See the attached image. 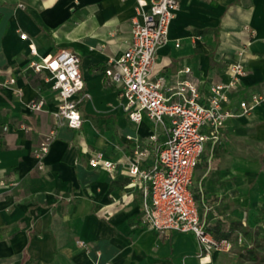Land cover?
Masks as SVG:
<instances>
[{"label": "crops", "instance_id": "obj_1", "mask_svg": "<svg viewBox=\"0 0 264 264\" xmlns=\"http://www.w3.org/2000/svg\"><path fill=\"white\" fill-rule=\"evenodd\" d=\"M137 13L136 0H0V264H264V105L249 115L240 107L264 95V0H179L151 76L165 78L172 102L189 84L207 105L211 88L230 81L232 63L246 68L225 106L234 117L218 142L205 143L191 185L209 233L236 225L244 232L233 234L231 253L204 257L194 235L143 221L149 184L129 174L137 145L149 150L141 167L151 166L170 126L146 115L133 122L120 87L105 75L129 49ZM61 50L81 60L85 90L76 99L88 97L79 130L55 117L49 73L33 67ZM9 79L15 84L1 86ZM34 101L45 102L42 111L29 108ZM51 133L41 171L35 151ZM98 154L114 169L91 166Z\"/></svg>", "mask_w": 264, "mask_h": 264}, {"label": "built area", "instance_id": "obj_2", "mask_svg": "<svg viewBox=\"0 0 264 264\" xmlns=\"http://www.w3.org/2000/svg\"><path fill=\"white\" fill-rule=\"evenodd\" d=\"M125 1V0H123ZM137 18L133 22V39L129 49L116 60H110L105 75L121 90L126 100L130 119L139 124L144 115L155 123L169 120L168 139L162 148H158L156 160L151 166L142 168L147 161L149 150L137 145L134 161L130 164L129 174L138 181L149 184V192L142 208L143 221L159 232H178L192 234L197 239L201 256L231 253L233 243L227 239H218L206 230L201 221L197 203L191 192L194 171L204 151L209 137L218 142L226 121L234 117L225 106L230 102V93L246 76V68L238 60L229 67L230 81L211 88L207 105L198 102L196 86L181 84L174 95L181 102H172L163 91L165 78H151L158 50L168 42L169 29L179 10V0H136ZM27 40L26 34L21 35ZM178 46V45H177ZM36 55L35 49H31ZM241 55V54H240ZM81 60L78 54L70 50H61L53 56L43 58L33 64L37 72L47 71L48 82L57 94L59 106L55 113L58 120L66 121L68 127L79 130L83 124L80 104L88 97L83 94L85 82L80 71ZM190 72V70H186ZM15 84L9 79L1 86ZM172 92L173 89H168ZM191 97L186 96V92ZM44 101L31 102L29 108L42 111ZM264 105V95L253 94L249 100L241 102L243 115H249L255 108ZM210 132V136L204 133ZM55 133L45 136L35 151L38 169L44 170V159L50 151ZM91 166L100 164L111 171L115 165L105 160L101 154L91 160ZM239 236L238 243L243 244ZM85 247V243L79 242ZM96 264H100L99 262ZM108 264V263H106Z\"/></svg>", "mask_w": 264, "mask_h": 264}, {"label": "trees", "instance_id": "obj_3", "mask_svg": "<svg viewBox=\"0 0 264 264\" xmlns=\"http://www.w3.org/2000/svg\"><path fill=\"white\" fill-rule=\"evenodd\" d=\"M240 229L244 232V230L242 228H240ZM240 229L238 228V225H236L232 228V230L229 233L222 232V233H216L215 235H216V238H218V239H227V240L233 242L232 241L233 234H235L236 231H239Z\"/></svg>", "mask_w": 264, "mask_h": 264}]
</instances>
